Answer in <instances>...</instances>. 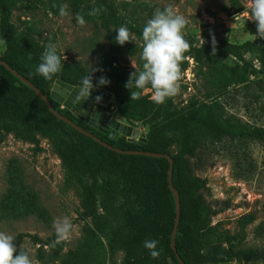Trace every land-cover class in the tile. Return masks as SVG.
<instances>
[{"label": "trees", "instance_id": "16d2710c", "mask_svg": "<svg viewBox=\"0 0 264 264\" xmlns=\"http://www.w3.org/2000/svg\"><path fill=\"white\" fill-rule=\"evenodd\" d=\"M18 1L0 0V42L5 44L0 58L32 81L58 112L102 140L123 150L159 152L173 157V185L179 192L181 204L175 241L185 263L216 264L238 259L264 264V245L244 246L246 229L255 221V213L247 212L238 217L234 232L221 227L220 222L212 224L213 217L222 210L207 200L204 193L207 180L195 173L193 162L206 145H222L234 152L245 149L250 141H259L264 146V126L230 114L221 99L231 86L244 84L251 77L257 80L260 75L264 76V39L255 37L239 43L224 37L214 43L199 44L185 38L189 50L180 65L186 69V57L193 58L208 88L207 94L204 99L191 97L182 106H177L173 97L157 105L151 101L150 93L130 100L129 90L124 87L134 71L122 65L124 56L136 57L137 70L142 69L140 34L145 24L129 23L114 0H48L56 14L65 3L76 17L82 16L85 21L99 23L106 29L110 45L102 55V66L104 77L113 84L101 88L114 95L117 114L129 124L137 125L138 122L144 128L149 125L146 142L130 140L126 135L114 139L109 133L90 127L71 109L51 98L52 85L57 79L79 87L89 72L62 58L63 68L51 80L37 75L35 69L46 47L14 25L12 14ZM230 2L236 11L244 9L240 0ZM93 10L95 14H90ZM121 26L129 29L135 42H126L124 46L114 42L115 30ZM247 53L255 54L259 68L250 70L247 64L241 63ZM229 57L238 62L230 65ZM101 76L92 77L94 86ZM95 88L92 96L87 101L80 99L76 107L88 106L100 89ZM0 130L34 144L36 151L42 150L40 137L48 138L62 161L68 186L74 187L81 197L83 218L91 220V226L76 249L66 251V242L52 247L55 233L46 240L19 233L14 237L17 248L26 237H31L39 245L36 257L40 264L58 261L61 264H107L121 250L126 253L121 264H181L171 244L176 198L168 180L170 162L167 157L119 153L105 147L56 117L29 85L2 64ZM3 203L14 216L44 215L36 193L31 191L23 193L13 189ZM254 234L264 237V223L255 227ZM146 240L157 241V258H152L144 248Z\"/></svg>", "mask_w": 264, "mask_h": 264}, {"label": "rangeland", "instance_id": "374dc122", "mask_svg": "<svg viewBox=\"0 0 264 264\" xmlns=\"http://www.w3.org/2000/svg\"><path fill=\"white\" fill-rule=\"evenodd\" d=\"M114 1L129 23L145 24L157 10L171 8L174 13L183 16L187 21L183 30L184 38L199 44L218 41L224 37L241 43L257 37L255 22L246 18L251 0H240L244 5L242 11H236L230 0ZM63 6H66L67 14L61 17L51 10L48 0H19L14 8L12 21L19 30L31 34L45 47L55 45L57 53L62 56L64 62L81 66L88 72L92 68L99 69L91 72L90 75L104 76L102 55L110 45L106 37V29L99 23L91 21L84 20V25L78 24L68 4L64 3ZM4 50L5 44L0 42V53ZM186 59L188 66L183 69L180 65V89L173 97L177 106H182L194 96L204 99L208 89L197 63L192 61V57ZM227 62L234 65L238 60L229 57ZM241 63L247 64L250 70L260 67L253 53H247ZM122 65L129 66L132 70L138 68L136 57L133 56L125 55ZM249 80L244 84L231 86L221 99L230 114L239 116L242 121L264 126V76L260 75L257 80L251 77ZM112 84L110 81L107 86L111 87ZM99 88L101 86L95 89ZM146 93L151 94V90H146L144 94ZM80 99L82 98L79 97L78 100ZM112 103L115 106L114 113H117L114 95ZM136 124L133 126L145 130L143 124L138 122ZM40 139L42 150L36 151L34 144L22 141L12 133L3 134L0 130V231L13 237L23 233L37 235L42 240H46L55 233L53 222L68 217L74 231L71 238L65 241L66 251L73 250L78 247L91 226V220L83 218L81 197L74 187L68 186L66 171L50 140L42 136ZM199 151L198 156L193 159L195 173L207 180V189L204 191L207 200L214 207L222 210L213 217L212 224L220 222L221 227L234 232L238 217L247 212H254L256 219L247 226L244 246H263L264 237H256L254 234L255 227L264 223L262 143L250 141L246 148L239 152L222 145H206ZM13 189L23 193L29 191L36 193L44 215L42 217L37 214L25 217L11 215L3 201ZM38 247L39 245L28 236L18 249L29 253L32 264H40L36 257ZM125 258L126 253L121 250L107 264H121ZM216 264L262 263L233 259Z\"/></svg>", "mask_w": 264, "mask_h": 264}, {"label": "clouds", "instance_id": "9594fccd", "mask_svg": "<svg viewBox=\"0 0 264 264\" xmlns=\"http://www.w3.org/2000/svg\"><path fill=\"white\" fill-rule=\"evenodd\" d=\"M248 12L246 18L256 24V36L264 39V0H251ZM66 14V6H61L59 15L63 17ZM90 14H95V10ZM76 20L80 25L85 23L82 16L78 15ZM186 23V19L174 13L171 8L157 10L145 22L140 34L142 69L137 70L133 67L134 71L129 74L124 85L129 90L130 100L140 99L144 92L150 89L151 101L161 105L178 94L181 80L180 64L184 54L189 50V43L183 33ZM115 33L114 42L120 46H124L126 42H135L134 35L125 26L117 28ZM62 68V57L57 53L55 45H48L42 52L35 71L44 80H51L61 72ZM98 70L92 68L80 82L77 94L85 101L92 96L95 87L106 86L110 83L106 77L101 76L97 85L94 86L90 73ZM101 99V96H95L97 103ZM53 227L55 240L52 242V247L68 241L74 231L73 224L68 217L55 220ZM14 239L12 235L0 231V264H32L29 253L18 249ZM143 246L149 250L152 258L158 257L156 240H146Z\"/></svg>", "mask_w": 264, "mask_h": 264}, {"label": "water", "instance_id": "95a60500", "mask_svg": "<svg viewBox=\"0 0 264 264\" xmlns=\"http://www.w3.org/2000/svg\"><path fill=\"white\" fill-rule=\"evenodd\" d=\"M229 26V23H228ZM0 64L4 65L9 71H11L15 76H17L20 80L25 82L27 85H29L47 104L50 111L59 119L63 120L64 122L68 123L69 125L73 126L78 131L86 134L87 136L93 137L96 141L104 145L105 147H108L112 150H115L119 153H127V154H143L148 156H154V157H167L170 162V169H169V184L172 189V191L175 194L176 198V219H175V226L172 232V248L180 261L181 264H186L185 261L182 259V257L178 253V249L176 246V236L178 231V223L180 219V211H181V204H180V196L178 190L173 185V168H174V159L169 154H162L159 152H149V151H143V150H123L121 148L115 147L108 143L107 141L102 140L98 136H96L93 132L88 131L87 129L83 128L82 126L76 124L69 118L62 115L60 112H58L55 107L53 106L50 99L45 95L32 81L24 77L22 74H20L17 70H15L13 67H11L7 62L2 60L0 58ZM78 87L73 86L69 83H66L60 79H57L54 84L52 85L51 89V98L53 100L59 101L61 103H64V106L71 109V111L74 113L75 116L78 118H82L84 111L80 110V108L76 107L75 103L79 99V95L77 94ZM101 94H105L107 97V102H109L110 97L112 94L107 92L106 90L102 89ZM113 109L106 107L105 112L102 116H96V110L90 109L88 116L86 118V122L89 121L90 118L95 119L98 117V121L103 123L106 130L105 133L111 129L109 136L114 139L118 138L120 135H126L130 140H138L142 142H146V135L149 131V125H146V128L144 131H142L138 126H133L131 124L126 123V120L121 115H116L115 117L112 116Z\"/></svg>", "mask_w": 264, "mask_h": 264}, {"label": "flooded vegetation", "instance_id": "af4514ba", "mask_svg": "<svg viewBox=\"0 0 264 264\" xmlns=\"http://www.w3.org/2000/svg\"><path fill=\"white\" fill-rule=\"evenodd\" d=\"M103 88H100L97 95L101 96L102 99L99 103H97L95 101V98L93 100H91L88 104V106H80V110H83L84 111V114H83V117L82 118H79L81 121L85 122L86 124H88L90 127L102 132V133H105L104 131L106 130L105 126L103 125V123L99 122L98 121V117H96L95 119L93 118H90L88 122H86V118L88 116V113L90 111V109H93V110H96V116H102L103 113L105 112V108L106 107H109L111 109H113V114L112 116L115 117L116 115H118L117 113H114V108L115 106L113 105L112 103V97L113 95L110 97L109 99V102H107V97L105 96V94H101V91H102ZM105 90V89H104ZM107 91V90H106ZM109 92L110 94H112L110 91H107ZM96 95V96H97ZM80 100H77V102L75 103V105H77V103L79 102ZM62 105L64 106V103H62ZM64 108H67L66 106H64ZM126 123H128L126 121ZM111 129H109L106 133H110Z\"/></svg>", "mask_w": 264, "mask_h": 264}, {"label": "built area", "instance_id": "2783aa9c", "mask_svg": "<svg viewBox=\"0 0 264 264\" xmlns=\"http://www.w3.org/2000/svg\"><path fill=\"white\" fill-rule=\"evenodd\" d=\"M192 61H193V58H192Z\"/></svg>", "mask_w": 264, "mask_h": 264}]
</instances>
